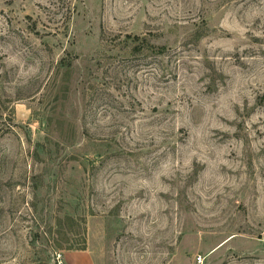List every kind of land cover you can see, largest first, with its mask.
Returning a JSON list of instances; mask_svg holds the SVG:
<instances>
[{
	"label": "rangeland",
	"instance_id": "374dc122",
	"mask_svg": "<svg viewBox=\"0 0 264 264\" xmlns=\"http://www.w3.org/2000/svg\"><path fill=\"white\" fill-rule=\"evenodd\" d=\"M58 254L264 264V0H0V264Z\"/></svg>",
	"mask_w": 264,
	"mask_h": 264
},
{
	"label": "built area",
	"instance_id": "2783aa9c",
	"mask_svg": "<svg viewBox=\"0 0 264 264\" xmlns=\"http://www.w3.org/2000/svg\"><path fill=\"white\" fill-rule=\"evenodd\" d=\"M56 259L58 264H64V259H62L61 254H58ZM199 262L201 261L199 260Z\"/></svg>",
	"mask_w": 264,
	"mask_h": 264
},
{
	"label": "crops",
	"instance_id": "0c3cea01",
	"mask_svg": "<svg viewBox=\"0 0 264 264\" xmlns=\"http://www.w3.org/2000/svg\"><path fill=\"white\" fill-rule=\"evenodd\" d=\"M74 255H76L75 257H80V256L77 255V254H74ZM65 259H66V262L70 263V262H69V257H68V258H65ZM68 263H67V264H68ZM78 264H89V263H88L87 260H83L82 262H80V263H78Z\"/></svg>",
	"mask_w": 264,
	"mask_h": 264
}]
</instances>
